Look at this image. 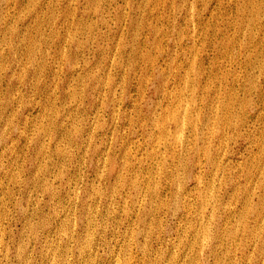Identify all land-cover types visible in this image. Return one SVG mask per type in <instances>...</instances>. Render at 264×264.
<instances>
[{"label":"rangeland","instance_id":"rangeland-1","mask_svg":"<svg viewBox=\"0 0 264 264\" xmlns=\"http://www.w3.org/2000/svg\"><path fill=\"white\" fill-rule=\"evenodd\" d=\"M0 264H264V0H0Z\"/></svg>","mask_w":264,"mask_h":264}]
</instances>
